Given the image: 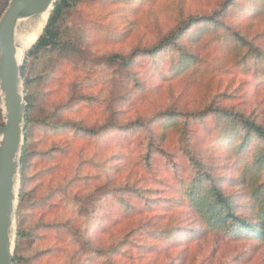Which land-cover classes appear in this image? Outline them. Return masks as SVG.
<instances>
[{
	"label": "rangeland",
	"instance_id": "rangeland-1",
	"mask_svg": "<svg viewBox=\"0 0 264 264\" xmlns=\"http://www.w3.org/2000/svg\"><path fill=\"white\" fill-rule=\"evenodd\" d=\"M67 1L51 46L31 51L47 15L22 59L31 111L17 264H264V244L206 231L185 205V190L194 180L211 189V174L253 221L238 178L262 146L251 138L238 149L217 112L264 127L260 0H234L216 26L194 20L225 0ZM40 18L19 25L18 41ZM183 26L177 41L143 53Z\"/></svg>",
	"mask_w": 264,
	"mask_h": 264
},
{
	"label": "trees",
	"instance_id": "trees-1",
	"mask_svg": "<svg viewBox=\"0 0 264 264\" xmlns=\"http://www.w3.org/2000/svg\"><path fill=\"white\" fill-rule=\"evenodd\" d=\"M234 0H225L223 6L214 13V15L207 19L197 18L194 21L206 20L210 23L211 26H216L218 22H222L223 17L225 16V11L233 5ZM257 2L258 0H253ZM68 6L67 0H57L54 5L53 10L51 11L47 24L43 30L42 35L38 38L31 51H38L45 49L46 47L51 46V43L55 37L54 27L62 14L64 8ZM257 9L260 11L264 10V0L259 1ZM186 27H181L178 29V32H174L169 38L164 39L161 43L154 46L152 49L143 51L144 54L154 55L158 53L168 45H171L174 41H177L179 37L183 34L182 31ZM29 42L25 45L24 50L33 43ZM29 54V53H28ZM111 61L120 60L125 63L121 57L114 56L110 59ZM185 62L179 63V66H183ZM27 103L24 120V144L22 147V155L20 159V190L18 196V202H23V197L25 194L24 185L26 181L25 177V158L26 151L24 149L25 144L27 143V125L29 123L28 115L31 111V102L29 99L25 98ZM217 115L224 120H227V125L223 128V132H227L230 136H235L240 139L238 149L246 148L249 143L248 141L251 138H254L262 148L258 149L254 160L251 164L250 170L243 169L240 173L238 181H242L245 187L251 189L250 199L252 204L250 205L251 210L254 211L253 221L249 217L239 216L236 213L233 200L228 197H224L220 190L215 187L213 179L210 177L211 174H207V179L209 185L211 183V189L206 190L202 186V182L193 181L192 185L186 191L187 202L185 205L189 210L197 217L199 224L203 225L206 231H222L230 233L232 237L237 239H242L243 237L251 238L257 243L264 244V183L257 184V173L264 167V127L257 124L250 119L245 118L241 114H226L222 111L217 112ZM225 122V121H224ZM232 125H231V124ZM83 133H87V130H80ZM230 131H232L230 133ZM89 132V130H88ZM92 132V131H90ZM201 166L200 163H198ZM203 167V166H202ZM252 171V172H251ZM206 191V192H205ZM206 194L211 195L210 198ZM249 207V208H250ZM19 217V205L17 209V218ZM183 233V232H182ZM23 235L21 230H17L16 240ZM13 264H17L16 251H14V261Z\"/></svg>",
	"mask_w": 264,
	"mask_h": 264
},
{
	"label": "water",
	"instance_id": "water-1",
	"mask_svg": "<svg viewBox=\"0 0 264 264\" xmlns=\"http://www.w3.org/2000/svg\"><path fill=\"white\" fill-rule=\"evenodd\" d=\"M56 2L9 0L0 17V98L4 116L0 127V264L14 261L19 158L24 141L26 102L21 89L22 62L16 59L15 35L21 23L45 13L50 15Z\"/></svg>",
	"mask_w": 264,
	"mask_h": 264
},
{
	"label": "bare ground",
	"instance_id": "bare-ground-1",
	"mask_svg": "<svg viewBox=\"0 0 264 264\" xmlns=\"http://www.w3.org/2000/svg\"><path fill=\"white\" fill-rule=\"evenodd\" d=\"M49 15V13H45L39 17H41L39 20H35L31 25L29 24L28 28H27V32L29 33L28 39H26L24 41V39L27 37H21L18 41L16 35H15V43H16V59L18 61V63H21L23 60V55L25 53L24 47L27 43L34 41L37 36V34L39 33V31L42 30V26L44 25L45 21H46V16ZM41 28V30H40ZM35 38V39H34ZM33 39V40H32Z\"/></svg>",
	"mask_w": 264,
	"mask_h": 264
}]
</instances>
